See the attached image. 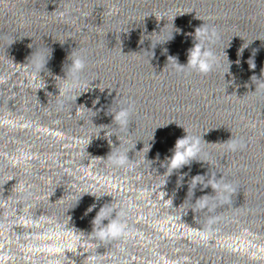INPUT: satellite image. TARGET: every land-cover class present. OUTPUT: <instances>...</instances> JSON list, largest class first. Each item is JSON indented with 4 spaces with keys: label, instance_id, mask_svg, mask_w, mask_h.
Segmentation results:
<instances>
[{
    "label": "clouds",
    "instance_id": "1",
    "mask_svg": "<svg viewBox=\"0 0 264 264\" xmlns=\"http://www.w3.org/2000/svg\"><path fill=\"white\" fill-rule=\"evenodd\" d=\"M164 27L160 30L159 33L154 32L150 36H141V44L144 43L145 39L151 40V50L143 52L146 56L149 57V59L155 55L154 49L158 44L162 45L171 41L174 38V31L177 34H180L182 32L181 29H174L173 27V31L165 34L162 31ZM193 38V46L187 50L186 65L179 64L176 57L168 56V63L166 67L171 63V66L176 71V73L182 74L184 76L190 75L192 72H196L201 75H207L213 71L222 70L223 64L221 63L218 54L214 51L213 48V46H215L221 40V33L217 29V27L204 23L202 26L195 29ZM2 39H7L9 41V46L16 40L14 37L8 36H4L2 37ZM33 46L34 45H29L30 48ZM163 51L165 54L167 53L166 48ZM256 51V49L253 50V56H255ZM242 52L243 48L238 51V56L242 55ZM51 55L52 50L46 45L43 48L34 46V51L27 58L26 64L28 65L29 70L40 78H42L41 72H45L47 75H51V73L48 72L46 68ZM66 61L67 62L63 66L65 78H61L59 76L55 77L56 85L59 90V94L55 96L57 97V99L55 100V110L57 112L64 111L66 108L72 109L73 107L71 106L75 104L76 99L83 93V91L80 90L83 89L88 83L84 76V70L87 65V56L84 51L74 48L66 57ZM236 63L237 65L240 64L239 59L236 61ZM248 64L251 68L256 67L254 60L251 58L248 60ZM229 68L230 62L228 61V68L227 71L224 72V75L229 72ZM57 79L59 80V84H57ZM251 80L256 85V90L251 93H253L254 95L259 94L260 96H264V71H262L260 78H257V76L253 75L251 77ZM78 91H80L79 95H77ZM46 94L48 96H52L51 93ZM99 102V98H97L93 101V106L95 107V105L99 104ZM87 110H89L91 113L89 119L92 122L91 118L96 116L99 111L103 110V108L97 109L96 111H93L91 109ZM135 113L136 106L134 100L116 99L113 102V105L109 107L105 112L106 115H111L113 118L111 125L95 126L92 122V124L99 130L98 134L96 135L97 137H99L101 131H105L107 133L106 137H111V135L115 134L121 142L119 147H116L112 144L111 139H109L108 141L111 151L106 158L102 159L112 167L128 168L132 166L133 161L129 159L128 153L130 150L135 148L136 143L131 147L125 146L123 141L120 139V134L128 132L130 122L132 121V117ZM179 126L183 127L186 135L178 138L175 141L174 148L170 149L172 155L170 157H165V159L160 162V166L166 169L163 175H161L166 176L164 185L166 184L168 178L174 172L182 169L184 166H189L192 161L195 160L207 162L206 160L199 158L203 152V136L191 133L182 125ZM151 140H154V133ZM223 144L227 148V150L232 152L242 149L245 146L242 140L233 139L232 137L230 140ZM156 160L159 161V153H157ZM186 175L187 173H182L178 176L177 187L182 186ZM187 183L188 192L184 204L187 202V204L189 205L187 210L191 208L194 213H197L198 210H206L207 212L212 213L216 207L215 200L217 197H222L224 202H228L230 201V195L225 194H230L235 191L232 188L231 184L225 182L224 177L217 179L215 173H212L211 177L207 180L205 179V176L196 175L192 177L191 180H189ZM198 185L202 186L201 190L210 186L214 190L215 195H203L200 198L196 199L195 203H192L191 201ZM23 191L25 198L33 195L31 190L28 188H25ZM79 198L76 200V202L79 200ZM95 208L96 204L89 206L86 210L85 215L91 213ZM130 210L131 209L129 206L117 207L113 202L110 204H104L99 208V211L92 220L93 227L92 232L89 236L93 240L98 241L101 244H108L113 241H123L130 238L132 234V228L128 223V215ZM106 220L108 221L107 224L104 223V221ZM215 222L216 217L210 215L202 227V234L205 236H210L212 234V225H214Z\"/></svg>",
    "mask_w": 264,
    "mask_h": 264
}]
</instances>
